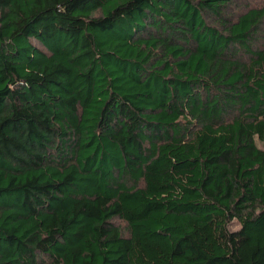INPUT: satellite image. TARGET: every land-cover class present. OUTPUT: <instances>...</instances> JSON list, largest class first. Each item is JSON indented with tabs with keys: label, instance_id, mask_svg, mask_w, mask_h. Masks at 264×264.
I'll list each match as a JSON object with an SVG mask.
<instances>
[{
	"label": "trees",
	"instance_id": "16d2710c",
	"mask_svg": "<svg viewBox=\"0 0 264 264\" xmlns=\"http://www.w3.org/2000/svg\"><path fill=\"white\" fill-rule=\"evenodd\" d=\"M0 264H264V2L0 0Z\"/></svg>",
	"mask_w": 264,
	"mask_h": 264
},
{
	"label": "rangeland",
	"instance_id": "374dc122",
	"mask_svg": "<svg viewBox=\"0 0 264 264\" xmlns=\"http://www.w3.org/2000/svg\"><path fill=\"white\" fill-rule=\"evenodd\" d=\"M242 2L245 1V5L251 4L252 6H261L264 0H240Z\"/></svg>",
	"mask_w": 264,
	"mask_h": 264
}]
</instances>
